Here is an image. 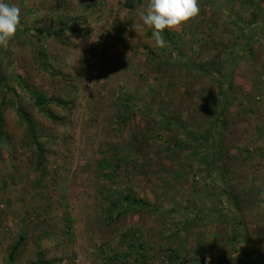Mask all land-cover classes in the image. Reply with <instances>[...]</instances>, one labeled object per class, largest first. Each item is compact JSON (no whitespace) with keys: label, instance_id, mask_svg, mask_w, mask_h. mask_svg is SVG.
Masks as SVG:
<instances>
[{"label":"rangeland","instance_id":"374dc122","mask_svg":"<svg viewBox=\"0 0 264 264\" xmlns=\"http://www.w3.org/2000/svg\"><path fill=\"white\" fill-rule=\"evenodd\" d=\"M8 2L23 29L0 47V79L44 134L47 176L37 186L24 126L8 106L14 146L0 155V264H264V0H199L196 17L162 31L163 46L140 18L149 0ZM68 19L79 35L31 32ZM35 91L64 101L49 108L64 122L37 111ZM124 102L135 114L120 126ZM112 146L127 151L109 170L115 181L98 164ZM124 194L147 206L108 223L101 206ZM21 232L27 239L8 263ZM246 247L259 261L252 252L242 261Z\"/></svg>","mask_w":264,"mask_h":264},{"label":"trees","instance_id":"16d2710c","mask_svg":"<svg viewBox=\"0 0 264 264\" xmlns=\"http://www.w3.org/2000/svg\"><path fill=\"white\" fill-rule=\"evenodd\" d=\"M21 23L18 27V31L22 30L23 28H21ZM32 34L36 37H38L39 39L42 37H46V36H52V35H56L58 33L61 32H71L72 34H76L79 35L82 30L80 28L77 27L76 23H71V21L68 19L67 21H59V23L57 24L56 28L53 29H35V30H31ZM40 54V58L43 60V64L46 65L47 61H48V57L47 54L39 53ZM57 59H55L56 61ZM48 64V63H47ZM227 74V73H226ZM227 77V76H226ZM4 79H0V97L1 102H0V155H1V151L3 149H10V147H12V145L14 146V143L12 144V138L9 135L10 133L7 131V124H6V116H5V109L8 106H12L13 109L15 110V112L18 115V119L20 120V123L24 126V136L21 139L22 142V147L26 150H30L32 152V162H31V166H33L34 170L37 172L38 174V179H37V186L44 181V178L47 176V173L45 172V163L46 160L45 158V154L47 153L46 151V145L43 139V132L39 131L38 127H37V123L34 120V118L32 117V115L26 111V109L23 107V105L19 102L18 98L15 97L14 102L10 101L7 99V94L10 93V91H12V88L10 90L9 86L4 84ZM14 96H16L13 93ZM31 97L34 101V105L37 109V111L46 119L51 120L54 123L57 122H64L65 119L56 115L55 113H53L49 108L51 106H65L64 101H62L60 98H58L57 96H53V97H48L46 95H43L37 91L32 92ZM226 98V96H225ZM222 104L219 106L220 109H218V112H213V121L211 124V128L212 131H214V129L217 127V123H214V120L216 117H221L224 116V108L221 107ZM222 109V110H221ZM135 114V106L132 105L131 103H121L120 104V109L119 112H117V121L116 123L120 126H127L128 124H130L131 120L133 119ZM160 117H162V119H169V117L166 115V113H159ZM208 134V135H207ZM212 134V133H211ZM186 135H190L189 133H186ZM206 135V136H205ZM213 137V142L216 143L217 141H219L220 139V134L214 133L212 134ZM212 135H209V133H207V131L204 132V138H206L207 136L210 138L212 137ZM189 137V136H188ZM149 136H145V140H144V144L150 142L151 140L148 139ZM194 139L191 137L190 138V142H192ZM189 141L186 142L185 140H180L176 146L179 148H185L189 145H191ZM159 144V143H158ZM152 145L151 144V149H152ZM169 144H165V143H160L159 144V148H160V152L166 153V150H169ZM141 150L143 149V147H140ZM151 149H150V153H151ZM218 149V148H217ZM216 148L213 149V151L211 152V158H210V163L214 162L216 163V165H218L217 160L219 159V153L217 151ZM122 149H119L116 146H112L110 148H108L106 151L103 152V156H101L100 160L98 161L99 166L103 169V174L104 176L108 177L110 180L115 181L117 175L116 174H111L109 173L110 168L113 167V170H115L116 166L119 165L118 161L120 158V155L125 151L126 149H124L123 151H121ZM165 151V152H164ZM217 168V166H216ZM222 182V181H221ZM123 202H127V207H124L126 205H124V203H117V202H109L107 207L105 206H101V213L103 218H105V220L108 223H114L116 221H118V219L122 216L125 215V213L127 212V210H129L130 208H134L137 206H140V210L144 209V207L147 206V202L142 199V198H137L131 194H124L123 197ZM225 199L227 200V202L231 203L233 206H235L234 208L240 210V206H239V199L238 197L234 196L233 193L228 192L225 193ZM101 216V219H102ZM25 232H21L19 235L18 240L16 241V243H14L13 245H11V251H10V256H9V260L8 263L12 261L14 255L17 253V251L20 249L21 245L26 241L27 236L25 235ZM247 236H245V238L243 240L247 241ZM236 239H238L237 236H235ZM241 238V237H240ZM239 238V239H240ZM249 239V238H248ZM246 251H244L242 253V261L245 262V257L246 256H252L256 255V261H259L260 256L255 252V249L251 250L250 247H246ZM252 252V255L250 254ZM116 257H114L115 259ZM53 262L51 261H46L43 260L41 258L37 259L36 261H34L31 264H52Z\"/></svg>","mask_w":264,"mask_h":264},{"label":"clouds","instance_id":"9594fccd","mask_svg":"<svg viewBox=\"0 0 264 264\" xmlns=\"http://www.w3.org/2000/svg\"><path fill=\"white\" fill-rule=\"evenodd\" d=\"M200 12L199 0H149L146 12L140 13L144 25L152 29L157 45L163 46L162 31L188 22ZM20 25V9L0 0V47H8Z\"/></svg>","mask_w":264,"mask_h":264}]
</instances>
